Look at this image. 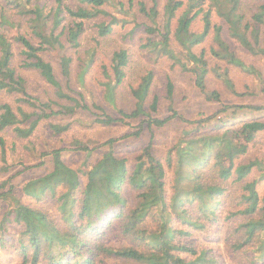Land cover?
<instances>
[{
  "label": "trees",
  "instance_id": "1",
  "mask_svg": "<svg viewBox=\"0 0 264 264\" xmlns=\"http://www.w3.org/2000/svg\"><path fill=\"white\" fill-rule=\"evenodd\" d=\"M3 1L5 6L0 9L7 21L22 30L15 37L22 48L21 66L37 71L55 89L58 99L72 105L59 104V100L43 103L32 98L22 76L9 68L10 53H1L0 49V91L21 94L19 103L39 111L30 113L21 106L15 111L11 104L1 103L0 134L12 128L19 138L26 140L34 135L43 120L61 114L74 115L79 109L91 111L96 116V123L107 126L145 117L150 129L163 128L178 118L184 124V130L165 159L154 153V136L131 158L117 156L110 148L85 173V184L81 179L83 172L64 163L61 150L54 151L51 154L52 171L27 182L23 190L27 196L39 201L55 200L57 216L21 203L12 192L1 193L0 198L10 205L11 222L18 228L9 240L2 239V244L14 248L22 257V264H106L109 259L114 261L112 264H225L219 247L195 241V236L209 237L216 226L226 222L231 224L233 240L229 249L232 254L244 255L248 264H264V192L259 191L257 179L249 180L256 169L264 176V164L257 160L237 164L257 135L264 132V121L255 119L226 125L246 110L264 114V106L226 105L210 116L187 119L174 107V87L168 80L169 114L164 119L153 117L152 113L159 110V98L154 96L149 107L151 112H148L146 104L154 83V76L149 72L136 86H131L135 109L130 113L120 110V118H114L103 113L97 104L88 106L67 94L52 64L42 57V51L48 39L58 40L56 36L59 35L77 41L87 22H92V28H98L99 36L111 34L118 20L112 17L111 22L100 25L101 19L110 16L104 7L115 4L120 10L133 9L137 0H126L127 3L122 0ZM257 1L259 5L249 22L241 10L242 0H165L167 21L162 30L158 24L160 0H150L151 7L139 2V12L149 21L145 25L149 35L145 47L190 73L195 86L208 101H221L219 92L207 86L211 71L208 51L201 49L198 52L209 38L214 43L210 49L214 57L226 59L229 64L255 75L264 85L261 73L236 56L224 34L226 32L251 54L264 55V41L262 44L260 38L264 0ZM179 12L175 35L185 50L181 53H177L171 44V25ZM24 18H27L30 33L23 31ZM197 18L202 20L199 32L191 29ZM156 34L159 40L153 39ZM5 38L0 35V39ZM130 61L127 50L114 52L110 69L115 86L123 84L127 78ZM71 62L70 58L62 61V75L67 80ZM91 65L89 61L81 66V84ZM222 79L231 87L228 76H222ZM262 91L264 93V89ZM79 96L83 99V95ZM54 105L59 107L57 111ZM92 110L100 111L102 115ZM228 111L230 113L223 117ZM214 121L215 124L226 121V124L218 131L212 125ZM208 127L214 129L207 133ZM50 128L54 134H60L69 126L50 124ZM0 144L4 147L5 141L0 139ZM79 147L85 153H91L88 148ZM117 221L127 241L123 247L111 246L105 240ZM6 228L7 224H4L3 229Z\"/></svg>",
  "mask_w": 264,
  "mask_h": 264
},
{
  "label": "rangeland",
  "instance_id": "2",
  "mask_svg": "<svg viewBox=\"0 0 264 264\" xmlns=\"http://www.w3.org/2000/svg\"><path fill=\"white\" fill-rule=\"evenodd\" d=\"M122 2L127 3L126 0H122ZM139 2L151 7L150 0H137V5ZM165 3V0H160L161 12L158 24L161 30L167 21ZM40 4L41 7L44 6L43 3ZM70 5L72 4L70 3ZM137 5L133 9L126 7L122 9L123 11L118 9L115 4L104 7L110 12V16L101 19L100 25L111 22L112 17L118 20L117 24L113 26L112 33L107 36H99L98 28H92V22H87L84 33L77 41L66 35L56 36L58 40L48 39V44L44 46L42 51V57L52 64L57 79L67 94L78 98L88 106L95 103L102 108L103 113L114 118H120V110L130 113L135 109L136 100L132 94L131 86H136L143 76L152 72L154 83L146 104V110L151 112L150 104L154 96H157L159 98V110L156 114L152 113L153 117L164 119L169 114L167 111L169 105L167 99L168 80L172 81L174 87V107L187 119L210 116L226 105L264 106V93L262 91L264 85L261 84L260 79L245 72L240 67L229 64L226 59L214 57L210 50L214 47V43L210 38L201 44L198 52L201 49L208 51L211 71L207 78V86L208 89L219 92L221 101H208L195 86L194 78L190 73L183 71L180 66L173 64L167 57L145 47L149 38L145 32V25L149 21L144 14L139 12ZM258 5L257 0H242L241 10L249 22L252 21L251 16ZM0 6H5L3 0H0ZM45 13L48 14L47 11ZM179 16L180 12L173 18L171 25L173 27L171 44L177 53L185 51L175 35ZM7 20L8 18L0 9V30H2L0 35L6 37L5 40L0 39L1 53H10L9 68L16 71L25 80L28 94L43 103L59 100V104L72 105L66 100L58 99L55 89L37 71L21 66L23 63L22 48L15 41V37L20 35L22 30L19 31L20 26ZM26 20L27 18L23 19V31L30 33L31 30ZM69 24L71 23L69 22ZM191 29L195 32L202 30L201 18L194 21ZM224 34L225 40L236 52V56L247 66H252L260 72L264 80V55L251 54L243 49L237 41L229 38L226 32ZM260 34L263 44L264 25L260 26ZM153 39L159 40L158 34ZM215 47L218 49L216 44ZM120 49L129 52L131 61L127 70V78L123 84L115 86V80L110 69V60L114 52ZM66 58L72 60L68 80L62 75V61ZM89 61L92 62V65L86 73L85 82L81 84V66ZM225 75L232 82L231 87L222 79V76ZM79 95H83V99ZM19 98H21V94L0 91V104L9 103L15 111L18 106H21L27 112H39L35 107L19 103ZM53 108L57 111L59 107L54 105ZM93 112L102 115L100 111L94 110ZM229 113L230 111L222 116L225 117ZM95 117L91 111L82 109H79L74 115H55L48 120H43L34 135L26 140L19 138L12 128L2 132L0 139L5 141V146L2 147L0 144V194L12 192V195L20 199L21 203L33 208L47 210L52 217H56L55 200L46 198L44 201H39L27 196L23 190L27 182L52 171L53 157L51 154L54 151L61 150L64 163L83 172L81 179L85 184L87 172L110 148H113L117 156L131 158L141 151L154 136V153L157 157L165 159L168 150L180 138L184 130V124L178 118L163 128L153 127L150 129L145 122V117L138 120L127 119L125 123H115L110 126L96 123ZM255 119L264 121V114L246 110L227 124L226 121L216 124L214 121L212 125L219 131L224 124L229 126L234 122L240 124L242 121ZM50 124L68 125L69 129L63 133L54 134ZM213 127H208L206 132L210 133L214 129ZM111 141H113L112 145H106ZM79 146L88 148L91 153H85ZM254 160L264 164V132L257 135L254 142L250 144L247 153L237 160V164H246ZM262 174L260 170L256 169L249 177V180L257 179L259 181L260 192H264V176ZM9 212L10 205L7 200L0 198V264H22L23 259L16 250L1 242L2 239L9 240L11 234L18 232V228L11 222L12 217L9 216ZM8 220L10 221L8 222ZM4 224H7L6 230L3 229ZM118 224V221L115 222L105 240L111 246L123 247L126 246L127 241L122 236ZM196 240L200 243H211L219 247L221 258L225 264H248L247 257L239 254L233 255L229 249V244L233 240L230 223L222 222L215 227L211 236L197 235L195 236ZM106 262V264L114 263L111 259Z\"/></svg>",
  "mask_w": 264,
  "mask_h": 264
}]
</instances>
